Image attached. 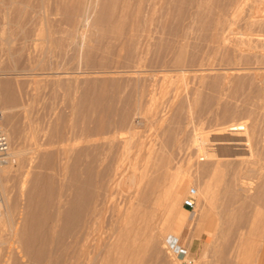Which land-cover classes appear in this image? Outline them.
I'll list each match as a JSON object with an SVG mask.
<instances>
[{"label": "bare ground", "instance_id": "1", "mask_svg": "<svg viewBox=\"0 0 264 264\" xmlns=\"http://www.w3.org/2000/svg\"><path fill=\"white\" fill-rule=\"evenodd\" d=\"M28 1L29 0H0V32L6 30V33L11 35L16 31H22L25 33L27 32L39 35L41 40L44 42L41 53L42 55L44 54L46 56V59H37L36 66L38 67H34V69L37 68L39 71L34 73L46 75L49 84L55 85L57 87L59 86V78L57 77L58 74L67 73L66 75L69 77L70 75L77 73V71L74 69H70L69 71L63 69L62 63H67L65 60L66 58L63 59L65 61L62 63L60 61L62 66L58 62H51L49 58L51 56L53 58V55H56L59 56V59H62L60 57L68 54V52H70L71 58H79L80 48L82 47L83 50L80 53V58L83 69L80 71L86 74V76L82 79L87 81L88 85L86 82H81L82 84L85 83L87 87H84L81 94L79 93L80 95L76 101L74 100V103H72L71 107L84 118L87 114H89L90 117V113L88 112H97L96 116L93 114V117H95V123L92 122V126L95 124L94 129L96 131L95 135L97 134V136L99 135L97 131H102L103 127H105L104 121L106 120H104L103 117L104 112L106 110L108 112V109L111 110L110 108L113 106L110 101H113L114 98H119L121 94L123 98L121 100L125 102L126 107L124 109L123 104L120 106H123L121 109H124L122 111H124L123 114L126 116V118H130V116H127L130 112L141 113V111L142 114H145L144 116L147 117L146 110L148 108L150 109V107L155 104V95H157L155 93V86L152 83V80H150L152 77H148V70L155 72L158 69L161 70L162 68L163 70V68L166 67V70L169 71L180 68L181 66H185L186 69L189 67L190 69L194 70V72L196 71L197 76L201 78V80L205 78L206 81H209L210 85H214L216 83V77L211 76L209 71H211L213 68L209 67L208 65L210 63V59H212L210 58L212 51L217 44L215 42L219 40L216 39L219 25L224 20V12L226 11V8L230 6L231 3L233 4L239 2V0H98L96 3V0H54L55 3H50L51 1L49 2V0H34L31 5V11L26 12L24 7ZM260 1L262 2V0ZM17 2H21V4L16 5ZM185 3H189L188 6L193 4L190 6L191 8L194 7L192 12H189L191 10L189 9V13L187 12V14L189 15L191 13L193 15H191L192 23L190 24L192 25L193 22H195L191 28L186 26V29L190 28L196 33V41L197 38L199 42L202 37L204 39V41L201 40L203 43L200 45V49L197 47L193 48V46H191V52L188 56H185L186 54L184 55V51L188 47V43L185 40V36H188V32H186L185 27L178 28L179 24L177 22L179 15L182 13V4ZM213 4H215L218 9L215 11L212 9L210 11V5ZM260 4L261 6L263 5L262 3ZM118 7H120L119 11H117ZM259 9H261V7H259ZM92 10L94 11V15L92 18H90V11ZM183 12L186 14V11ZM255 12L257 11H255L254 8L250 14L251 20L249 19L248 21H251L250 24L255 25V27L258 26L257 28L264 27V20H262V22L261 19L258 18L259 14ZM188 15L186 16L188 17ZM255 16L257 19H253ZM189 18L190 15L188 19ZM191 19L188 21H191ZM27 22H31V28L26 27ZM182 22H180L181 25ZM85 25H89L94 28L95 34L93 40H91L92 38H87L86 40L83 39L86 32L84 33L82 30L83 28L80 30V27H84ZM204 28H206L209 32H207ZM203 29L208 34L203 32L205 35H201L203 34L201 32ZM176 32H178L179 40L174 42L173 38L174 40L178 38V36H174ZM79 33L81 37L79 35L80 39L76 40V35ZM189 33H191V31ZM217 46L219 45H216V47ZM248 46L250 47V45ZM164 52H167L165 57ZM246 54L247 53L243 54V56H239L243 58ZM223 55L224 56H222L220 60L224 61L222 64H225V62L231 64L230 67L227 66V68L229 67L230 69L228 74L234 77L236 74L238 75L237 71L240 69H249V71H251V60L254 61V59H258L259 61L258 56L260 54L258 56L255 55L258 58H255V56L252 57L250 55L252 57L251 58L248 53V55L245 57H249L243 58L244 60H241L239 56H237V58H231L230 56L231 60L233 59L232 61L229 60L230 58H226L225 54ZM263 60L264 57L262 58L261 62ZM46 61L50 62L45 64ZM240 63L243 64L240 65ZM245 63L246 65H244ZM44 64L46 66H43ZM255 65L260 66L259 64ZM256 69L257 68H255V70ZM259 69L262 68L260 67ZM253 71L254 70H252V74ZM260 71L261 70H259V73ZM243 72L244 74L242 73V76L245 77L247 71ZM261 73H263V69ZM261 75L263 76V74ZM254 76H256V74H254ZM6 78L0 80V101H2V104L4 103L9 107H15L17 105L20 107V105H24L25 102L22 103V85H24L22 84V80L12 81ZM258 78L260 80L262 77L260 78L259 76ZM70 79L76 81L74 78ZM107 79H118L121 81L117 82V92L116 94H112V100H108L107 104H105V102H101V98L104 97V87L108 85ZM65 81L66 80H64V82L62 81L61 85L66 83ZM69 85L72 86V84ZM96 85L98 86L97 89H95ZM71 86H69V88L64 84L60 94H57L56 91L53 90L54 88L51 87L52 89L50 96L52 98H56L60 95V98H62L61 100L63 101L64 98H68ZM76 88L78 89V87ZM216 89L217 88H215V90ZM251 91L252 93L250 95L246 93L247 95L245 96V100H253V103H251V105L253 104V107H249V109H247L245 105H248V103L250 105V101L246 104L244 101L245 105L243 106L246 108V114L243 112L242 115H246L247 117H242V121L241 119H239L240 121H237L236 116H231L230 120L233 128L227 129L226 136H223L225 132H221L223 134L222 136L226 138L224 141L222 140L223 142L221 145L219 144L220 146L217 151H214V149L216 148L218 142H215L216 140L212 141L211 138H208V140L211 142L208 141L209 143L204 145L203 148H201L199 144L197 146L195 145L196 147L194 148V146H191V144H185V142H187L186 139L185 142L183 141L184 143L180 140L179 136L177 135L179 133L176 132V129L170 130L169 128L170 131L167 132L168 136L166 141H164L165 144H168L172 149L177 148V150H189V153L193 152V154H195V168L193 172L196 177L195 179H199L201 181L197 189L199 190V196L202 197L205 204V215L203 218V226L205 229H210L214 220L216 222L215 224L218 225H215L216 228H219L222 225L221 222H224L225 224L227 221H221L224 220L220 218L223 216L222 210L221 213H219V210V212L216 209L214 210V208H217L219 205H221V207L223 205L225 211L232 215L229 216L228 214L227 217L229 218L227 219L233 217L234 219H231L233 221L230 220V222H233L232 224H234L235 227V225L237 226V224L239 225L240 223H244V221H246V224L248 225L249 222L247 223V221H249L250 218L248 219V217H246L247 215L245 216V214H243L245 213L243 212V209L245 206H247L246 201L250 199L251 196L264 204V125H262L263 123H260L253 115L256 114L257 109L263 106L264 95L258 87L254 90L252 89ZM73 95L75 96V94ZM170 98H172V96ZM68 100L70 99L68 98ZM167 100L169 99L167 98ZM177 100L180 102L179 98H177ZM166 102L164 101V103H166L165 105L168 104V101ZM178 102H176L177 104H174L171 100L168 104L177 108V110L175 109L176 114L173 118L176 120H179L178 118L180 117L181 111L184 107H182L183 104ZM68 103L70 102L68 101ZM65 104H67V101ZM157 107L158 106L156 103V109L154 108L156 113L159 111L160 113L161 111H164V109H157ZM68 108H70V106ZM172 110L174 109L172 108ZM81 111L83 112L80 113ZM242 111L245 110L243 109ZM171 112L172 111L170 110V113ZM110 113H112V111ZM226 113L228 114V112ZM115 114L117 115V113ZM173 114L171 113L172 117ZM222 115L224 116L225 114ZM238 115H240V112ZM111 116L112 114L109 117ZM162 116L160 115L159 117L162 118ZM86 118L84 119L85 122H87ZM245 118H247V121ZM128 119L125 121L126 124ZM58 120L59 119H55L54 122L49 121L48 123L46 121L47 124H45L46 126L44 125L45 127L41 129L39 137H36L37 139L33 138L35 139V148H33L35 151H37L36 163H38L40 168H44V170L42 172L39 171V174L37 173V175L34 174L36 173V171H34V173L30 172V174L33 173L34 175L32 174L31 176L27 174L22 177L21 185H19L20 194H26V196H23L24 202H22L23 206L18 214L19 221L17 222V226L12 224L13 215L11 213V206L9 205L6 198V194L8 192L5 194L6 186L4 184V178L8 173L6 168V162L10 160L8 159L10 158L8 155L12 157L14 155L18 156V149H9L10 151L6 150L7 156L3 160H0V228L2 231V237L0 236V245L4 241V235H6V237L9 235H15V239L18 243L15 253H9L8 250V253L5 255V257H3L1 264H181L182 261H178L177 253L167 245L168 243H166V237L168 235L174 236V232L171 227L172 224L170 223L174 218L171 219V216L168 214L163 216V210L161 215L158 216L157 214L159 208L161 209V207H164V205H170L171 198L174 196L172 195L171 197V192L178 189V192L180 191L181 193V190L183 191L188 185V183L181 182L182 185L175 189L174 186L176 187V185H172V182L174 181L173 179L175 178L172 177L173 179L171 180L173 181L171 183L169 182L170 176L172 174L174 175L175 173V168L173 169L174 165H170V160H172V158L170 159L171 151L169 152L166 150L169 152L166 153L165 150H162V148L155 150L152 147H148L145 151L146 153L144 152L145 154L143 155V163L138 165V158L142 155V150H145V143L143 140L139 139L138 141L135 140L136 142H134V139L132 140L133 142H130L129 139L132 137V132L130 129H121L120 131L118 129L116 135H113L115 133H110L114 137L111 138V140L109 139V141L104 140L102 144H94L95 142H93V144L91 143L92 145H88V147L83 148L82 150L70 152L64 144L67 138V132L69 130H66L67 127L64 125L66 123H63L61 126L60 124L62 123H59ZM109 120L114 122L113 119ZM118 120L119 119L117 118L116 121ZM182 120H184V118ZM4 121L7 125L6 127L9 126L11 128L10 130L12 133H14L15 128L18 130L17 126H14L16 124H14V119L12 120L11 113L10 116H5ZM116 121L115 123H117ZM194 121H196V119ZM224 121L225 120H223V124ZM76 122L77 118L75 117L73 118L72 122L68 124L70 125L68 128H75ZM89 123L88 126L90 125ZM107 124L111 125L109 121ZM110 125H108V127ZM115 125H118V123ZM226 125H229V123ZM130 126L131 125H129V127ZM80 128L81 126L78 128L79 131ZM110 128H107V130H109L108 132H112L114 129L112 127L113 129L111 128L110 131ZM88 129H90L92 132V128L88 127ZM107 130L105 132H107ZM18 131L20 132V130ZM69 132L71 134L77 133V131L75 132V129ZM91 132L90 134H87L92 136ZM30 133L32 132L30 131ZM32 136L35 137L33 133ZM207 136L202 137L206 138ZM202 137L200 140H203ZM95 138L93 137V139ZM214 139L216 138L214 137ZM196 140V144L197 142L200 143L199 139L198 141ZM70 141H72V139ZM75 141L78 140L76 139ZM87 142L89 141H86V145ZM73 143L74 142H72V144ZM77 143H75V145ZM246 143L250 145V149L248 151L244 146H242ZM68 144L70 145V143ZM200 144L202 145L203 143ZM131 152L133 153V157L130 156ZM189 156L191 158L192 155L190 154ZM199 159H202V161ZM179 170L180 169L178 168V171ZM186 172H181V174ZM187 176H189V174ZM184 177L183 179H185ZM179 178L182 179V175ZM177 181L175 179L174 183ZM187 181L188 180L185 182ZM61 188L70 190V192H72V196L64 201V204L62 203L63 206H65L63 207V210H61L59 206ZM114 192L118 193L117 197H115L116 195H114ZM176 192L177 191L173 192V194ZM247 193H250V198L247 197V199H245V196L248 195ZM64 196L66 197L67 195ZM54 198L57 199H55L57 203L55 210L51 208V202ZM220 198H222L223 204L218 205V203H220V201L218 202ZM254 199H250V201H255ZM216 204L217 207H215ZM259 207H256L257 210ZM248 209L250 208H247V210ZM252 209L251 210L254 211V207H252ZM216 211L221 216H218ZM223 217L226 218V216ZM228 223L229 222H226L225 226L222 225L223 228H227L228 225H232L231 223ZM242 225L240 228H242ZM230 227L233 228L232 226ZM219 229L222 230L221 228ZM235 230H239V227ZM242 230L245 231V229ZM256 230L257 229L255 228V233ZM215 232L216 229L213 233ZM235 233L236 236L234 237H237V232H234V234ZM250 236L253 237V235ZM188 237L189 234L186 236V239ZM210 237L208 235V238ZM239 237L241 240H243V235L238 236L237 238ZM218 242H216V244H214L215 242L213 244L206 243L207 245H204V252H210L214 255L215 253L216 255L221 253L223 254L224 250H228L230 243H233L229 240V238L226 237L222 240V242ZM209 244H211V246H209ZM233 244L238 247L235 242ZM188 252L189 246H187V250L183 255L185 258H187ZM234 252L239 253L236 249ZM229 253H231V251ZM231 254L234 255L235 253ZM233 258L234 257L230 258L231 261H234ZM224 261H221L220 259L219 262H223L224 264ZM231 261L228 260L229 264ZM228 262L225 263L228 264Z\"/></svg>", "mask_w": 264, "mask_h": 264}, {"label": "rangeland", "instance_id": "2", "mask_svg": "<svg viewBox=\"0 0 264 264\" xmlns=\"http://www.w3.org/2000/svg\"><path fill=\"white\" fill-rule=\"evenodd\" d=\"M33 1L34 0H29L27 2L26 6L24 7L26 12H30L31 11V5H32ZM97 1L98 0H96V3H97ZM49 2L50 3H52V2L55 3L54 0H49ZM260 3H262L264 5V0H262V2L260 0H239L238 3H233V4L231 3L230 6L227 7L228 9L226 8L225 12H227V13L224 12V16H225L224 20L219 25V29H218V32H217L216 39H219V40H217L215 42V43H217L216 45H219V46L216 47V45H215L214 50L212 51V54H211V57H210L212 59H210V63L208 65L209 67L213 68L211 71H209L211 73V76L216 77V79H215L216 83L214 85H210L209 81H206L205 78L201 80V78H199L197 76V72L196 71L194 72V70L190 69L189 67H187V69H186L185 66H181L180 68H176L177 69V70L175 69L176 71L175 70H169L168 71V70H166L167 69L166 67H164L165 69L163 68L164 71L162 70V68H161V70L158 69L159 70V71L157 70L158 72L155 71V70H154L155 72L148 70V73H149L148 77L149 78L152 77L150 80H152V83L155 86V90H156L155 93L157 95H155L156 101H155V104H153L154 106L152 105L150 107V109L148 108L146 110L147 117H145L144 116L145 114L143 115L142 111H141V113L130 112L129 115H127V116H130V118L131 117H133V118H131V119L130 118L129 119L126 118V116H124V114H123L124 111H122V110L125 109L126 104H125V102H123V100H121V99H123L122 98V94H121V96L119 98H116L117 100L114 98L113 101H110V103L113 106L111 105L112 107L111 106H110L111 108L109 107L111 110L108 109V112H107V110L104 112L103 117H104V120H106V121H104L105 127H103L102 131H97V133H99L98 136H97V134L95 135V133H96V131L94 129L95 124H94V126H92L93 123H95V117H93V114H95L94 116H96L97 112L96 111H95V113H93L94 111L93 112H88V113H90V117H89V114H87L85 116V118L87 117L86 118L87 122H85L84 121L85 118L82 115L80 116L79 113H77V111L71 107L72 103H74V100L76 101L78 96L82 93V90L84 89V87H87V85H88L87 81L82 79V78H84L86 76V74L84 72H81L82 69H83L82 61H81V58H80V53L83 50L82 47L80 48L79 58H77V57L71 58L70 52H68V54L60 57L62 59H59V56H56V55H53L54 56L53 58H52V56L49 58L51 62L55 61V62H58L59 64H60V61L62 63L63 61L66 60L68 65H67L66 62H65L66 64H64V62L62 63L63 66L60 64L63 67V69H65L67 71H69L70 69H74V70L77 71V73H75L74 75H70L69 76L70 78L76 79V81L71 80L68 77V75H66L67 73L58 74L57 77L59 78L58 79L59 80V86L57 87L55 85L49 84L46 75L34 73V72H38L39 71V69H37V68L34 69V67H38V66H36L37 59H39V58L40 59L41 58H43V59L45 58L46 59V56L44 54H43L44 55L43 56L42 53H41V49L43 48L44 42L41 40L39 35L34 34V33H27V32L25 33V32H22V31H16V32H14L11 35L6 33V30L5 31L3 30L2 32H0V68H1L0 71H2V72H0V80L5 79L7 77L9 80H12V81H17V80L20 81V80H22V84H24V85H22V87H23V89H22V103L25 102V104L22 105V106L20 105L21 108L18 105L15 106V107L14 106H10L9 107L8 105H6L4 103L2 104V101H0V128L5 133L6 138H7V150H9V149L10 150L11 149L12 150H14V149L17 150L18 149V153L17 154L20 155V156L18 155L19 157L17 155H14L16 157H14V156L12 157V156L8 155L10 157L8 159L11 160V158H12V160L11 161L8 160V162H6V168L8 170V173H7L6 177L4 178V184L6 186L5 194L8 192L6 194V198L8 200L9 205L11 206V213L13 215L12 216V224L14 226L18 225L17 224V222L19 221L18 214H19L20 209L23 206L22 202H24V197L26 196V194H20V186L19 185H21L22 177H24L27 174L32 176L34 171H36V173H34V174L37 175V173L39 171L42 172L44 170V168H42V167L40 168L38 163H36L37 162V158H36L37 157V151H35V149H34L35 148V141L34 140L39 137L41 129L46 126L45 124H47L49 121L50 122H54L55 119H59L58 120L59 123H62V124H60L61 126L63 125V123H66V124H64L67 127L66 130L68 129L69 131H73L75 129V132L77 131V133H73V134H71L69 131H68L69 133L67 132V138L68 139L66 138V141L64 142V144H65L66 148L70 152H76L77 150H82L83 148L88 147V145H92L93 142H95L94 144H97V143L102 144L104 142V140L105 141H107V140L109 141V139L111 140V138L114 137L113 135H116V133L118 132V129H119V131L121 129L122 130L130 129V131L132 132V135H131L132 137H130L131 139H129L130 142H133L132 141L133 139H134V142L138 141V139H139V140H143V142L145 143V145H146V146L144 145L145 146V150L144 149L142 150V155L139 157L140 160L138 158V163H137L138 165H141L143 163V160H142L143 159V155L146 153L145 151H146V149L148 147H152L155 150H158L159 148H162V150H165L166 153H169L171 151L170 152V159L172 158V160H170V165H174L173 169L175 168L174 169L175 171L174 170H172V171H174L175 173H174V175L172 174L170 176L169 182L171 183L173 180L175 181V179H176V181L178 180L175 183H174V181L172 182V185H176V187L174 186L175 189H177V187H180L182 185L181 182L182 183H188V185L185 187V189L183 191L181 190V193H180V191L178 192V189L173 191V192L177 191L174 194H173V192H171L172 193L171 197H172V195H174V196L171 198L170 205H168V206L164 205V207H166V208H164V207H161V209L159 208L157 214H158V216L161 215V212L163 210V212H162L163 216H166L168 214V215L171 216V219L174 218V219H172V221L170 220L171 221L170 223L172 224L171 227H172V230L174 232V236L168 235L166 237V243H168L167 245L170 248H172L174 252L177 253L178 261H182L181 264H200V263H202V264H219V263L223 264V262H219L220 259H221V261L225 260L224 264H227L225 262H228V260L231 261L230 258H232V257H234L233 258L234 261H231L232 263L230 262V264H234L235 260H236V256H237L236 254H238V253H236L234 251L236 249L237 252H238L239 246H240L241 242L243 241V240H241L240 237L237 238L238 236L243 235V239H246L245 242H248L247 238H249L250 235H253L254 237H258L259 236L261 238H264V236H263L264 235V204L262 202L256 200V199H254L252 196L250 198V193H247L249 196L248 195L245 196L246 197L245 199H247V197H249L251 200L254 199L255 201H250V199H248L250 202L247 200L246 201L247 206H245L246 210H245V207L243 209V212H245V213L242 212L243 214H245V216L247 215L246 217H248V219L250 218L249 221H247V223L249 222L248 225L246 224V221H244V223H240L239 225L237 224V226L239 227V230H235V229H238V227L235 225V227H236L235 228L234 224H232L233 222L232 223L230 222V220L234 219V218L232 217L230 219H227V218H229V217H227L229 212L227 213V211H225V208H224L223 205H222V207H221V205H219V204H223L222 203L223 200H222V198H220V200H218V202L220 201V203H218L219 206L217 207V204L215 205V207H217L218 209L214 208V210L215 209L217 211L219 210L220 211V212L218 211L219 213H221V210H222V212H223L222 215L226 216V218H224L223 216H222L223 218L220 217L221 219H224V220H221V221L227 220L226 222H229L232 225H228L229 224L228 223L227 224L228 226L226 225L227 228L226 227L223 228V226H225L226 222H225V224H224V222H221L223 226L221 225L219 227V228L222 229V230H220L219 228H216V226H218V225L215 224L216 222L214 220L213 225L211 227L213 229H211V228L210 229H205L204 226H203L204 225V219L203 218H204V215H205V204H204V201H203L202 197L199 196L200 195L199 194V190L197 189L198 186L200 185L201 181L199 179H195L196 177H195V174L193 172V170L195 168L194 167L195 154H193V152L189 153V150H184L183 149L184 150L183 151V150H177V148H173L172 149L168 144L164 143V141H166V138L168 136L167 132L170 131L171 129H176L177 130L176 132L180 134V135L177 134L179 136L180 140L182 142L183 141L185 142V139H186L187 142H185V144H191V146H194V148L198 144L200 145L201 148H203L204 145H207L209 142H211L210 140H208V138H211L212 141L216 140L215 142H218V144L217 143H216L217 145L215 144L216 148L214 149V151H217L219 149V146L222 144V142L226 138V137H223V136L227 135L226 134L227 129L228 128L229 129L233 128V125H232L231 120H230L231 116L234 115V116H236L237 121H240L239 119H241V121H242V117L246 116V115H244V116L242 115L243 112H244V114H246L245 113L246 112V108L249 109V107L250 108L253 107V104L251 105V103H253V100H248L247 101V99L245 100V96L247 94L250 95L252 93L251 90L252 89L254 90L257 87L259 88V90L262 91V93L264 95V62H263L264 60L261 62L262 58L264 57V45H263L264 44V27L257 28L258 26L255 27V25L250 24L251 21H248L249 19L251 20V15L250 14L252 13L254 8H255V11H257L255 13L259 14L258 18L261 19V21L264 20V17H263L264 16V14H263L264 11H262V10H264V6L263 5L261 6ZM20 4H21V2H17L16 5H20ZM188 4L189 3L182 4V7H183L182 9H184V10L181 9V12H182L181 14L182 15L181 14L179 15L180 18L178 17V20H177V22L179 24L178 28L179 27H182V28L185 27V29H186V26L191 28V26H193L194 23H195V22H193L192 25L190 24V23H192V19L191 18L193 16L191 13L189 14L190 15L189 19H191V21H188L189 20L188 19L189 15L187 14V12L189 11V9H191L189 12H192V10L194 8V7L193 8L190 7L193 4L192 5L190 4V6H188ZM236 4H237V6H236ZM259 7H261V9H259ZM119 9H120V7H118L117 11H119ZM212 9H214V11H215V10L218 9V7L215 4L210 5V11ZM260 10H261V12H260ZM183 11H186V14ZM93 15H94V11L92 10V11H90V18H92ZM186 15H188V17ZM205 16H206V14H205ZM186 17H187V19H186ZM255 18L257 19L256 16L253 19H255ZM179 21L180 22L183 21L182 25H181V23ZM184 23H186V24H184ZM26 27L27 28H31V22H27ZM254 27L257 28V29H255ZM190 28L189 29L187 28L188 30L186 29V32H188V36H190L191 38L188 37L187 35L185 36V40L188 43V47L185 50L186 52L184 51V55L186 54L185 56H188L190 54L191 46H193V48L197 47V48L200 49L201 48L200 45L204 41L203 37H202V39H200V42H199L198 38H197V41H196V37H195L196 33L193 30H191ZM206 28H204V29L207 32H209ZM81 29L84 31V33L86 32L85 33L86 35L83 33L84 34V38L83 39H85V40L87 38H90V39L92 38L91 40L94 39V34H95L94 32L95 31H94L93 27H91L89 25L88 26L85 25L84 27H80V30ZM204 29L201 32L202 33L204 32L205 34H208ZM190 31H191V33H189ZM87 32H89V33H87ZM204 33L201 34V35L204 36L205 35ZM185 34H187V33H185ZM79 35H80V33L76 35V38H75L76 40L80 39ZM174 36L175 37L178 36V38H176L175 40L173 38L174 42L176 40H179L178 32H176V34ZM253 36H256V37H253ZM80 37H81V35H80ZM201 40H203V41L201 42ZM194 41H195V43H194ZM259 42L262 43V46H261V43H259ZM253 44H255V45H253ZM248 45H250L251 48ZM38 50H39V52H38ZM222 51L225 52V53H223ZM226 51H227V53H226ZM245 53H247L246 55H248V53H249V56L251 55L252 57H254L255 55L258 56L260 54L258 56L260 62L258 61V59H254V58H253L254 61L251 60L252 64L250 63V66H252L251 69L254 70L253 74H252V70L249 71V69H240V70L237 71L238 75L236 73H235L236 75L234 77L232 75H229L228 72L230 71L229 67L231 66V64L227 63V62H225V64H222V62L224 63V61H221L220 59L222 58V56H224L223 54H225L226 58L229 59L230 56H231V58H237V56H239V55L243 56V54H245ZM165 54H167V52H164V57H165ZM37 55H38V57H37ZM40 55H42L43 57L40 56ZM246 55H244L243 58H248L249 57V56L245 57ZM257 56H255V58H258ZM57 57H58V59H57ZM260 57H261V59H260ZM64 58H66V59L63 60ZM231 58L229 60H231ZM239 58H241V56H239ZM243 58H241V60ZM50 61H48V62H50ZM48 62L46 61L45 64H47ZM241 62H244V61H241ZM254 62L257 65L259 64L260 66H256L254 64ZM45 64L43 66H46ZM228 64H230V65H228ZM241 64H243V63H240V65ZM76 65H77V67H76ZM244 65H246V63ZM69 66H71V67H69ZM227 66H229V67L227 68ZM80 67H82V68H80ZM260 67L263 69V73H261L262 69H259ZM188 68H189V70H188ZM255 68H257L258 70L257 69L255 70ZM227 69H229V70H227ZM259 70H261L260 73H259ZM243 71H245V72L249 71L248 73L246 72L245 77L242 76L244 74ZM255 71H256V73H255ZM239 74H241V75H239ZM254 74H256L257 77L254 76ZM261 74H263V76ZM152 75H154V76H152ZM16 76H17V78H16ZM218 76H219V78H218ZM236 76H237V78H236ZM259 76H260V78L262 77L260 80L258 78ZM241 77H243V78H241ZM64 80H66L65 81L66 83H64L66 85V87L67 86L69 87V86H71L69 84H72L70 92H69V95H68V98L70 100H68V98H64V100L62 101L61 100L62 98H60V95L58 97H56V98H52L50 96L51 89H52L51 87L54 88L53 90L56 91L57 94H60L62 88L64 87V84L62 83L63 85H61V82L62 81L64 82ZM107 81H108V85H106L104 87L105 88L104 95H103L104 99L101 98L102 99L101 102L102 103L105 102V104H107L108 100H112V97H111L112 94H116V92H117V90H116L117 89V87H116L117 86V82L121 81V80H118V79L117 80L107 79ZM81 82H86L87 85L85 83L82 84ZM0 87H1V85H0ZM76 87H78V89ZM223 87H224V89H223ZM97 88H98V86L96 85L95 89H97ZM211 88H213V89H211ZM215 88H217V89L215 90ZM71 90H72V92H71ZM75 90H77V91H75ZM174 93H175V95H174ZM218 93H220V94H218ZM73 94H75V96ZM170 95L172 96V98H170L171 97ZM167 98L169 100H167ZM177 98L180 99V102H178L179 100H177ZM170 99L173 101L174 104L176 102H178V103L183 104L182 107L183 106L185 107V108L183 107V109L181 111V115L178 118L179 120L173 119L174 115L176 114L177 108L175 106H173V105L172 106L168 105L169 101H171ZM263 100H264V98H263ZM263 100H262V102H263ZM66 101H67L68 105L65 104ZM68 101L70 103H68ZM164 101L165 102L168 101V104L165 105L167 102L164 103ZM205 101H206V103H205ZM244 101H245V104L250 101V105L248 103V105L246 104L247 105L246 106L244 104ZM156 103H157V106H158L157 109H160V108H161V110L164 109L165 112L161 111V113H160V111H159V112L156 113L154 111V108L156 107ZM122 104L124 106V109L123 108L121 109V107H123V106H120V105H122ZM202 104H204L206 106H204ZM243 105H245L246 108ZM23 106H25V107H23ZM69 106H70L71 110H70V108H68ZM172 108L174 110H172ZM165 109L168 110V111H166ZM169 109L172 111L171 112L172 114L174 113L173 117H172ZM243 109L245 111H242ZM259 109H261V110H259ZM259 109L256 110V114H257V111H258V114L257 115L253 114V115L256 117V119L260 123H263L262 125H264V104ZM73 111H75L76 113L73 112ZM109 111L110 112L112 111V113H110ZM113 111H114V114H113ZM82 112L83 111H81L80 113H82ZM226 112H228L229 115ZM239 112H240L241 117H240V115H238ZM10 113H11L12 120L14 119V121H15L14 124H16L14 126L15 127L17 126V128H18V130H20V132L18 130H16V128H15L14 133H12L11 130H10L11 128L9 126L6 127L7 125L5 124L4 118H5L6 115L10 116ZM115 113H117V115ZM131 113H132V115H131ZM69 114H70V117H69ZM111 114H112V116L109 117ZM157 114L158 115L160 114L161 116L163 115L162 118H160L159 117L160 115L158 116ZM222 114H225V115L223 116ZM58 115H59V117H58ZM186 116H187V118H186ZM197 116H198V119H197ZM66 117H68V118H66ZM75 117L77 118V122H76V126L77 127L76 126H75V128L73 127L72 128L73 130H72L71 128H68V126H70L68 124H70L72 122L73 118H75ZM117 118L119 119L118 121H116ZM125 118L128 119L127 124L125 123V121H126ZM183 118H184V120H182ZM91 119H93V120H91ZM109 119H113L114 122H112V120H109ZM195 119H196V121H194ZM203 119H204V121H203ZM245 119L247 121V118H245ZM129 120H130V122H129ZM131 120H132V122H131ZM186 120H187L188 123L186 122ZM223 120H225L224 124H223ZM46 121H47V123H46ZM108 121L111 123V125L107 124ZM115 121L118 123V125H115V124H117V123H115ZM193 121H194V123H193ZM243 121H244V118H243ZM83 122H85V123H83ZM119 122H120V125H119ZM88 123L91 126L90 125L88 126ZM228 123H229L230 126L226 125ZM12 124H13V121H12ZM84 124H85V127H84ZM108 125H110V126L108 127ZM129 125H131L132 127L131 126L129 127ZM197 125H198V127H197ZM30 126H31V128H30ZM78 126L79 127L81 126V128H83V129L80 128V131H79V129H78L79 127ZM87 126L89 128H92V132L90 131V129H88ZM218 126H219V128H218ZM222 126H224V127H222ZM110 127L114 128V129L112 128L113 129L112 132H108L109 130H107V128L109 129ZM148 127H150V128H148ZM85 128L88 129V130H86ZM111 128H110V131H111ZM169 128H170V130H169ZM132 129H134V130H132ZM83 130H85V131H83ZM106 130H107V132H105ZM30 131L33 133V135L35 137L32 136V133H30ZM89 131L92 133L91 135L94 138L96 136V138H95L96 140L93 139L92 136L88 135V134H90ZM221 132H223V133L225 132L224 135ZM102 133H104V134H102ZM110 133H112V134L115 133V134L112 135ZM13 134H14V136H13ZM212 135H214V136H212ZM87 136H89V137H87ZM199 136H201V137L202 136H207L206 138L202 137L203 140L204 139L205 140L207 139V140L206 141L204 140L205 141L204 142L203 140H200L201 137H199ZM90 137H92V138H90ZM103 137H104V139H103ZM214 137L216 139H214ZM33 138H35V139H33ZM217 138H218V141H217ZM71 139H72V141H70ZM76 139L78 141H75ZM189 139L192 140L193 142L190 141ZM198 139L200 140V143H203L202 145L199 142H197V144H196L195 140L198 141ZM188 140H189V142H188ZM32 141H33V143H32ZM86 141H89L90 143L87 142V145H86ZM114 141H115V139H114ZM72 142H74V143L72 144ZM68 143H70V145ZM75 143H77V144L75 145ZM163 143H164L165 146L163 145ZM242 146H244L247 151L250 149L249 148L250 145L247 144V143L243 144ZM166 150L169 151V152H167ZM241 150H243V149H241ZM190 154L192 155L191 158L189 156ZM172 155H173V157H172ZM6 156H7V154H6ZM130 156L133 157V153L132 152L130 153ZM179 156H181V157H179ZM32 157H33V159H32ZM188 157H189L190 160L188 159ZM132 160H133V158H132ZM199 160L202 161V159H199ZM184 163H185V165H184ZM33 164H35V165L37 164L36 167ZM32 166H34V167H32ZM178 168L181 170V171L179 170L180 173L178 171ZM222 168H223V166H222ZM30 169H32L33 171L30 170ZM182 170H184V171H182ZM185 170L188 171L189 173L186 172ZM30 172H33V173L30 174ZM181 172L182 173L186 172V173L181 174ZM188 174H189V176H187ZM178 175H180V176H178ZM181 175H182V179L179 178V177H181ZM184 175H185V177H184ZM177 176H178V178H177ZM186 176H187V178H186ZM172 177L175 178V179H173ZM183 177L185 179H183ZM171 179H173V180H171ZM179 180H180V182H179ZM186 180H188V181L185 182ZM178 182H179V185H178ZM115 193L116 192H114V195H116L115 197H117L118 193H116V194ZM64 195H67V196L65 197ZM71 196H72V192H70V190L61 188L60 201H59V206H60L61 210H63L64 209L63 207H65V206H63V204H64L63 202L66 201L67 199H69ZM55 199L56 198L52 199V202H51V206H52L51 208L53 210H55L56 207H57V203H56L57 199L56 200ZM1 200H2V198H1ZM9 201H11L12 204ZM12 205H13V207H12ZM256 205H258V206H256ZM251 206L254 207V211H252L253 209H252ZM255 206L256 207L260 206L261 208L259 207L258 210H257V208ZM247 208H250V209L247 210ZM164 209H165V213H164ZM159 210H160V212H159ZM254 212H255V214H254ZM219 213H218V216L220 215ZM229 216H232V215L229 214ZM260 220H261V223H260ZM231 221H233V220H231ZM189 224H190V227H189ZM241 225H242V228H240ZM230 226H232L233 228H231ZM255 228L257 229L256 233H255ZM215 229H216V232L213 233L215 231ZM242 229H245V231L242 230ZM262 230H263V232H262ZM1 232L2 231H1V228H0V236L2 237ZM234 232H237V237H234V236H236V233L234 234ZM243 232H245V233H243ZM188 234H189V237L186 239V236ZM208 235H209V237L210 236L211 237L208 238ZM175 236H178V237H175ZM1 237H0V239H1ZM225 237L229 238V240L231 242H233V243L235 242L238 245V247L235 246L233 243H230L228 250H224L223 254L221 253V254H217L216 255V253H215L216 256L214 254H211L210 252H204L205 251V246L204 245H207L208 243H212L213 244L214 242H215L214 244H216V242H218V241L222 242V240ZM15 238H16L15 235H9L7 237H6V235H4V238H3L4 241L0 245V264H1V261H2L3 257H5V255L8 253V250H9V253H12V252L15 253V250H16V248L18 246V243H17ZM185 239H186V241H185ZM218 243H217V246H218ZM221 245H222V243H221ZM187 246H189V252L187 254V258H185L183 255H184L185 251L187 250ZM209 246H211V244H209ZM232 246H233V248H232ZM234 247H235V249H234ZM230 251H231V253H233V254L235 253V254L232 255L231 253H229ZM203 252H204V254H203ZM225 252L229 253L232 257L229 254L225 253ZM200 254H202L203 256L200 255ZM201 256H202V258H201ZM229 256H230V258H229ZM195 258H196L197 262H196ZM197 258H201V259H197ZM228 264H229V262H228Z\"/></svg>", "mask_w": 264, "mask_h": 264}, {"label": "crops", "instance_id": "3", "mask_svg": "<svg viewBox=\"0 0 264 264\" xmlns=\"http://www.w3.org/2000/svg\"><path fill=\"white\" fill-rule=\"evenodd\" d=\"M247 239L248 242L245 239L241 242L235 263L264 264V238L250 236Z\"/></svg>", "mask_w": 264, "mask_h": 264}, {"label": "built area", "instance_id": "4", "mask_svg": "<svg viewBox=\"0 0 264 264\" xmlns=\"http://www.w3.org/2000/svg\"><path fill=\"white\" fill-rule=\"evenodd\" d=\"M7 138L5 133L0 128V160H3L7 154ZM0 213H1V205H0Z\"/></svg>", "mask_w": 264, "mask_h": 264}]
</instances>
